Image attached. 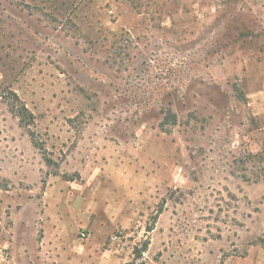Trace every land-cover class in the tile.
<instances>
[{
    "label": "rangeland",
    "instance_id": "1",
    "mask_svg": "<svg viewBox=\"0 0 264 264\" xmlns=\"http://www.w3.org/2000/svg\"><path fill=\"white\" fill-rule=\"evenodd\" d=\"M263 89L264 0H0L1 263L264 264Z\"/></svg>",
    "mask_w": 264,
    "mask_h": 264
},
{
    "label": "crops",
    "instance_id": "2",
    "mask_svg": "<svg viewBox=\"0 0 264 264\" xmlns=\"http://www.w3.org/2000/svg\"><path fill=\"white\" fill-rule=\"evenodd\" d=\"M261 94L264 96V89ZM101 157L102 154L99 155L98 158L96 156L93 157L94 159L88 162L87 167L95 169L91 173L89 172L88 174H84V179L87 180V188H90V190L94 188L90 191L91 194H93V192H98L94 186L97 184H95V180H98L102 173V163L97 161ZM113 157L115 160L117 156L115 155ZM89 208L94 210L96 206L94 203H91ZM59 229L60 227L47 230L44 239L40 242L35 240L32 246H20L13 238V241L6 245V247H9L8 249L10 250V255L12 256L11 262L13 264H60L62 261L63 264H73L70 259V254H67L68 252L64 251V248L60 246L61 240L59 239L63 240L65 237L63 236L64 231ZM64 252L66 253L64 254ZM0 264L3 263L0 261Z\"/></svg>",
    "mask_w": 264,
    "mask_h": 264
},
{
    "label": "trees",
    "instance_id": "3",
    "mask_svg": "<svg viewBox=\"0 0 264 264\" xmlns=\"http://www.w3.org/2000/svg\"><path fill=\"white\" fill-rule=\"evenodd\" d=\"M17 102L20 104V108H18V115L21 117L22 120L27 119L28 121H32L33 115L29 112V110L25 107V105H21V102L17 99ZM170 115V114H169ZM175 121V120H173Z\"/></svg>",
    "mask_w": 264,
    "mask_h": 264
},
{
    "label": "built area",
    "instance_id": "4",
    "mask_svg": "<svg viewBox=\"0 0 264 264\" xmlns=\"http://www.w3.org/2000/svg\"><path fill=\"white\" fill-rule=\"evenodd\" d=\"M82 237H83V238H86V234L83 233V234H82ZM8 255H9V254H8L7 252H3V254H2L3 259H6V258L8 257Z\"/></svg>",
    "mask_w": 264,
    "mask_h": 264
}]
</instances>
